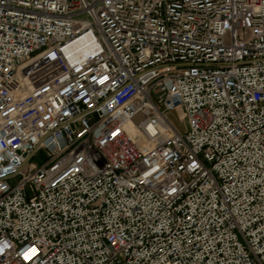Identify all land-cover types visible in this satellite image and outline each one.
Returning a JSON list of instances; mask_svg holds the SVG:
<instances>
[{
    "label": "built area",
    "instance_id": "1",
    "mask_svg": "<svg viewBox=\"0 0 264 264\" xmlns=\"http://www.w3.org/2000/svg\"><path fill=\"white\" fill-rule=\"evenodd\" d=\"M0 264H264V0H0Z\"/></svg>",
    "mask_w": 264,
    "mask_h": 264
},
{
    "label": "rangeland",
    "instance_id": "2",
    "mask_svg": "<svg viewBox=\"0 0 264 264\" xmlns=\"http://www.w3.org/2000/svg\"><path fill=\"white\" fill-rule=\"evenodd\" d=\"M46 158H47L46 152L44 151V149H41L39 152H37L35 154L34 157L30 158L29 160L31 162L36 163V164H41L43 161L46 160ZM11 182H13V181H11Z\"/></svg>",
    "mask_w": 264,
    "mask_h": 264
}]
</instances>
